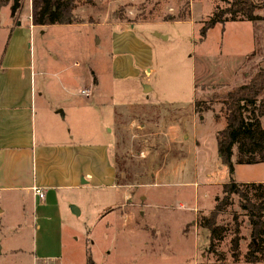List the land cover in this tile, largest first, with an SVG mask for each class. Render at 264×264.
<instances>
[{"label": "rangeland", "instance_id": "1", "mask_svg": "<svg viewBox=\"0 0 264 264\" xmlns=\"http://www.w3.org/2000/svg\"><path fill=\"white\" fill-rule=\"evenodd\" d=\"M17 2L21 25L14 29L32 91L44 85L57 94L63 85L79 104L72 121L79 144L68 163L79 189L55 179L42 205L23 188L33 169L47 175L44 153L63 154L41 140L63 143L66 120L39 121L37 102V170L28 159L15 189L0 198V264H88V251L89 264H264L242 260L251 228L236 196L218 218L228 231L216 252L197 223L230 176L215 139L226 116L219 97L264 68V6L254 10L259 20L226 19L201 38L202 21L215 5L225 8L223 0H75L77 23L35 28L27 20L30 0ZM6 5L0 54L12 23V0ZM113 122L114 135L107 130ZM233 166L234 181L264 182V162ZM234 214L237 262L229 251Z\"/></svg>", "mask_w": 264, "mask_h": 264}, {"label": "trees", "instance_id": "2", "mask_svg": "<svg viewBox=\"0 0 264 264\" xmlns=\"http://www.w3.org/2000/svg\"><path fill=\"white\" fill-rule=\"evenodd\" d=\"M226 7L215 5L210 17L202 21L201 38L208 29L226 19L259 20L254 10L264 6V0H223ZM7 0H0V7ZM75 0H30V20L34 26L77 23L74 15ZM182 19V18H181ZM94 80V78H93ZM219 101L226 108L225 125L215 136L221 164L229 171V179L221 184L222 196L215 198L213 207L206 215L198 217V225L207 231L208 251L216 252L214 246L228 231L218 218L237 197L239 207L247 217L251 231L247 250L242 256L246 263L264 262V182H236L232 178L233 163L256 164L264 162V68H258L245 82L225 92ZM235 153L234 162L232 155ZM234 228L230 239V257L233 262L241 260L239 251V223L234 214ZM224 261L222 255H214ZM92 258L88 251L86 262Z\"/></svg>", "mask_w": 264, "mask_h": 264}, {"label": "crops", "instance_id": "3", "mask_svg": "<svg viewBox=\"0 0 264 264\" xmlns=\"http://www.w3.org/2000/svg\"><path fill=\"white\" fill-rule=\"evenodd\" d=\"M18 0H12L11 8L9 9L12 16L11 25H5V28L9 30L10 34L7 38V42L3 47V51L0 54V198L4 197L5 192H11L13 183H17L22 178V173L24 172V165L28 159L34 163L36 168V150L33 146L36 140L35 125H36V112L34 108L36 103H41L42 108L39 107L38 120L41 122L47 121L45 117L47 115L53 119V121L59 122V118L66 120L60 121L62 123V131L59 133L63 143H56L47 141L46 138L41 140L45 141L43 144L52 147L51 150H59L63 154L55 153H44L43 158L47 159V175L45 177L39 178L36 173H31V177L27 180L26 186L23 188L26 192L32 194L34 199H38L42 205H45L47 201V194L50 189L54 187L51 186V182L55 179L59 181L58 187L63 189H79L78 184L74 182V171L68 166V163L74 162L76 150L79 142L76 140L79 132L72 129V121L74 119L73 110L78 112L79 104L73 103L72 96L70 92H67L66 88L58 90V93H53L48 87H43L36 92L32 91L31 81H32V71L30 68V63L28 62L26 49H23L22 41L15 34V26L21 25L16 17V12L18 10ZM15 5V9L12 6ZM8 6V5H4ZM10 6V5H9ZM17 19V20H16ZM28 22L30 28H35L39 26H34L30 20V13L28 14ZM14 22L16 24L14 25ZM4 28V27H3ZM12 35V37H10ZM156 36H159L155 32ZM67 80L73 81V78L66 77ZM60 82L62 84V80ZM45 81V80H44ZM93 82L98 84L97 79L94 77ZM39 92V93H38ZM38 96V100L36 99ZM69 127V129L67 128ZM114 122L111 126L107 127L109 133H113ZM56 133H54L55 135ZM114 135V133H113ZM47 141V142H46ZM64 145L63 147L58 146ZM57 145V146H56ZM56 146V147H54ZM71 150V151H70ZM74 152V153H72ZM52 160H56V167H54ZM67 163L64 165V161ZM58 165V166H57ZM37 170V168H36ZM79 176V174H78ZM89 177L86 174L85 179ZM36 186L43 190L44 197L38 198L32 192V187ZM57 187V188H58ZM22 188V189H23ZM7 197L12 198V194L7 195Z\"/></svg>", "mask_w": 264, "mask_h": 264}, {"label": "built area", "instance_id": "4", "mask_svg": "<svg viewBox=\"0 0 264 264\" xmlns=\"http://www.w3.org/2000/svg\"><path fill=\"white\" fill-rule=\"evenodd\" d=\"M83 95L87 96L89 94L88 89H82L81 92ZM32 192L35 196L38 198H43L44 197V192L41 188L33 186L32 187Z\"/></svg>", "mask_w": 264, "mask_h": 264}, {"label": "water", "instance_id": "5", "mask_svg": "<svg viewBox=\"0 0 264 264\" xmlns=\"http://www.w3.org/2000/svg\"><path fill=\"white\" fill-rule=\"evenodd\" d=\"M14 3H15V0H14ZM12 9L13 10L15 9V5L12 6ZM146 90H148V88H146Z\"/></svg>", "mask_w": 264, "mask_h": 264}]
</instances>
